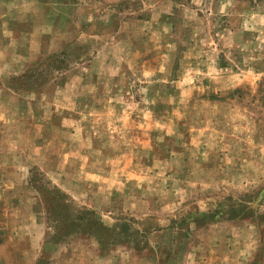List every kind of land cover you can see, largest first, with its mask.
<instances>
[{"label":"rangeland","instance_id":"374dc122","mask_svg":"<svg viewBox=\"0 0 264 264\" xmlns=\"http://www.w3.org/2000/svg\"><path fill=\"white\" fill-rule=\"evenodd\" d=\"M45 1L64 4L73 30L62 46L22 62L28 81L5 80L45 88L49 100L63 95L69 110L63 132L43 134L35 120L24 128L32 140L46 138L50 160L37 177L38 216L31 203L3 198L0 225L14 257L25 251L11 235L25 221L34 242L27 263L41 256L61 135L66 155L77 156L67 168L89 154L95 176L92 187H58L60 204L94 210L115 230L125 225V242L102 249L74 233L40 264H264V0Z\"/></svg>","mask_w":264,"mask_h":264},{"label":"crops","instance_id":"0c3cea01","mask_svg":"<svg viewBox=\"0 0 264 264\" xmlns=\"http://www.w3.org/2000/svg\"><path fill=\"white\" fill-rule=\"evenodd\" d=\"M43 1L44 3L42 0H0V218L3 217V222L7 211L6 202L3 199L5 197L13 201V207L20 203H29L28 205L31 203V208L34 207L33 211L37 213V216L39 215L37 207H45V198L39 190L37 179L44 177L43 174L46 173L50 160L48 152L43 150L46 138L43 137L40 141L32 140L30 132L28 136L24 128L31 126V121L35 120L36 126L41 128L39 132H42L44 128L43 134L47 126L55 127L58 133L63 132L66 122L64 112L69 110V106L65 105L63 95H55L49 100L48 91L45 88L19 89V87L8 85L5 80V78L12 79L25 75L26 71L21 64L26 63V58L28 62L33 56L45 52L48 47H56L59 44L62 46L65 33L73 30L74 23L72 22V27L69 28L70 26L63 20L64 4L54 3V6H49L45 0ZM111 7L113 6L110 5L107 8ZM53 11L55 17L49 14ZM56 144L58 147L55 170L60 179L56 184V190L60 191L62 188V190L74 192L77 189L92 187L89 179L95 176V171H91L88 163L90 155L86 157L88 161L85 160V163L82 162L81 165L77 163L73 165L72 170H69L67 159L77 158V156L66 155L63 150L65 144L63 136L57 137ZM41 155L42 160L38 162ZM103 181H111V179L106 178ZM121 185L125 184L121 183ZM121 188L115 187L113 190L122 193ZM42 212L46 217L44 223L48 225L47 233L43 231V236L46 235V238L42 242L43 248L37 264L43 262L47 251L57 247L53 245L61 244L52 239L53 228L50 227L47 209L46 212L42 209ZM3 222L0 225L1 264L2 262L8 264L6 254L11 258L12 264H28L30 258L25 257L26 252L27 254L31 252L34 242L23 228L29 221L23 222L17 233L11 235V238L17 235V246L21 244L25 251L16 250V258L8 245L10 235L2 230ZM38 224L43 225L42 219H38ZM34 238V241L39 240V236ZM99 259L107 258L99 257ZM118 259L120 260L118 264H122V258L118 257L116 261Z\"/></svg>","mask_w":264,"mask_h":264},{"label":"trees","instance_id":"16d2710c","mask_svg":"<svg viewBox=\"0 0 264 264\" xmlns=\"http://www.w3.org/2000/svg\"><path fill=\"white\" fill-rule=\"evenodd\" d=\"M30 78L31 76L27 72L25 75L17 79L18 81L23 80L26 82ZM39 190H42L40 186ZM55 194L56 196L47 200V214L50 217L48 218L49 223L51 224L52 228V223L54 224L52 235L53 240L64 239L70 235H73L74 233L85 232L87 234H91L93 239L101 246L102 249H107L119 243L125 242L123 241L124 238L121 237V232H126V228L123 230L125 225L121 226V231L120 229L115 230L110 228L103 224L93 211L85 209L84 212L80 214V212H77V210H72V207L69 204L61 205L59 199L66 198L65 195L59 190H56ZM207 218L208 215L199 216L198 220L204 221ZM129 237L130 236L128 235L127 238ZM135 239H132V241H136Z\"/></svg>","mask_w":264,"mask_h":264}]
</instances>
